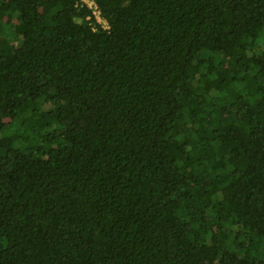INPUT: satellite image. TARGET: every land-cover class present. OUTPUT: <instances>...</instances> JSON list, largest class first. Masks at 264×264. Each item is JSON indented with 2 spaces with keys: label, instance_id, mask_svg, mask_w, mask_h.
Masks as SVG:
<instances>
[{
  "label": "trees",
  "instance_id": "obj_1",
  "mask_svg": "<svg viewBox=\"0 0 264 264\" xmlns=\"http://www.w3.org/2000/svg\"><path fill=\"white\" fill-rule=\"evenodd\" d=\"M95 2L0 0V264H264V0Z\"/></svg>",
  "mask_w": 264,
  "mask_h": 264
},
{
  "label": "built area",
  "instance_id": "obj_2",
  "mask_svg": "<svg viewBox=\"0 0 264 264\" xmlns=\"http://www.w3.org/2000/svg\"><path fill=\"white\" fill-rule=\"evenodd\" d=\"M81 5H84L88 10H90V14L87 16L88 19H90V15L95 18V20L99 23L102 24L101 26L103 28H108L109 24L105 18L102 17L101 15V10L98 6V4L95 2V0H79Z\"/></svg>",
  "mask_w": 264,
  "mask_h": 264
},
{
  "label": "rangeland",
  "instance_id": "obj_3",
  "mask_svg": "<svg viewBox=\"0 0 264 264\" xmlns=\"http://www.w3.org/2000/svg\"><path fill=\"white\" fill-rule=\"evenodd\" d=\"M2 146H5V143L2 141Z\"/></svg>",
  "mask_w": 264,
  "mask_h": 264
}]
</instances>
